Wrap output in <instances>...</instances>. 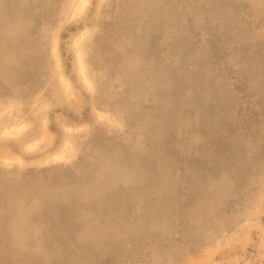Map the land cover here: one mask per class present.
<instances>
[{
	"label": "rangeland",
	"instance_id": "1",
	"mask_svg": "<svg viewBox=\"0 0 264 264\" xmlns=\"http://www.w3.org/2000/svg\"><path fill=\"white\" fill-rule=\"evenodd\" d=\"M83 1L0 0V264H264V0Z\"/></svg>",
	"mask_w": 264,
	"mask_h": 264
},
{
	"label": "trees",
	"instance_id": "2",
	"mask_svg": "<svg viewBox=\"0 0 264 264\" xmlns=\"http://www.w3.org/2000/svg\"><path fill=\"white\" fill-rule=\"evenodd\" d=\"M50 130L52 131V132H54V129H53V127L52 128H50ZM55 133V132H54Z\"/></svg>",
	"mask_w": 264,
	"mask_h": 264
},
{
	"label": "bare ground",
	"instance_id": "3",
	"mask_svg": "<svg viewBox=\"0 0 264 264\" xmlns=\"http://www.w3.org/2000/svg\"><path fill=\"white\" fill-rule=\"evenodd\" d=\"M83 4H85V0L83 1Z\"/></svg>",
	"mask_w": 264,
	"mask_h": 264
}]
</instances>
